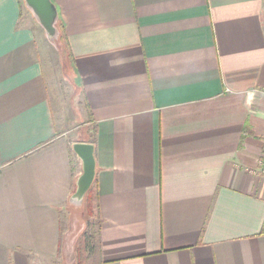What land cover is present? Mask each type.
<instances>
[{"label":"crops","instance_id":"obj_1","mask_svg":"<svg viewBox=\"0 0 264 264\" xmlns=\"http://www.w3.org/2000/svg\"><path fill=\"white\" fill-rule=\"evenodd\" d=\"M53 1L75 115L43 30L0 0V264L66 248L91 138L85 264H264V0Z\"/></svg>","mask_w":264,"mask_h":264},{"label":"rangeland","instance_id":"obj_2","mask_svg":"<svg viewBox=\"0 0 264 264\" xmlns=\"http://www.w3.org/2000/svg\"><path fill=\"white\" fill-rule=\"evenodd\" d=\"M23 11L28 15V17L31 19L33 23H36L35 18L32 16L30 11L26 8L23 0H21ZM40 27V26H39ZM49 43V52L50 55H52V59H50L51 64L54 65V69L56 72V77H58V87L61 95L64 97V105L66 110L70 111L72 114H77V111L79 110V105L77 102L76 95L74 93V86H72V83L70 82L69 78L65 74V66L64 64L67 63V61L64 58L63 50L60 46L56 44L53 45L52 43ZM63 70V71H62ZM54 71V70H53ZM69 74V71H68ZM70 76V75H69ZM48 80V79H47ZM48 80L47 82H49ZM66 114V112H65ZM68 114V113H67ZM73 131L70 135V137H74V139H80L83 137L82 129H83V123L77 122L73 126ZM84 202V201H83ZM69 214H65L66 218L64 221L65 224V231L67 230V246L65 248L61 247L59 250V253L57 254V257L54 261L49 262L48 264H77V257H78V251L81 248L80 247V240L84 233V230H86L87 225V214H86V208L82 204L80 208H71ZM64 243V240H63ZM95 256L87 257L88 260H93Z\"/></svg>","mask_w":264,"mask_h":264},{"label":"water","instance_id":"obj_3","mask_svg":"<svg viewBox=\"0 0 264 264\" xmlns=\"http://www.w3.org/2000/svg\"><path fill=\"white\" fill-rule=\"evenodd\" d=\"M23 2L43 30L47 41L56 46L59 37L56 27L59 12L55 4L51 0H23ZM72 151L81 162V173L75 180L74 191L68 203L72 208L77 209L82 206L84 197L94 181V146L90 143L76 142L72 145Z\"/></svg>","mask_w":264,"mask_h":264},{"label":"trees","instance_id":"obj_4","mask_svg":"<svg viewBox=\"0 0 264 264\" xmlns=\"http://www.w3.org/2000/svg\"><path fill=\"white\" fill-rule=\"evenodd\" d=\"M53 3L54 1L51 0ZM56 27L59 31V37L57 40V45L61 47V49L66 51L65 45H64V32H63V27L60 22V19H58V22L56 24ZM69 55V54H68ZM70 56V55H69ZM69 57L67 56V59ZM68 63V60H66ZM65 66V74L69 78L70 82L73 83V80L70 79L68 71H69V64L67 65L66 63L64 64ZM76 85L73 83V86ZM76 89V86H74ZM94 146V139H90L88 142ZM84 207L86 208V214H87V225H86V230L84 231L81 240H80V249L78 251V257H77V264H85L88 262L87 257L94 256L95 252L97 251V241L96 239L98 238V233H99V228L101 226V219L99 216V209H98V202H97V195H96V188H95V183L93 181L92 186L86 193L84 197V202H83ZM264 234V229L262 231Z\"/></svg>","mask_w":264,"mask_h":264},{"label":"built area","instance_id":"obj_5","mask_svg":"<svg viewBox=\"0 0 264 264\" xmlns=\"http://www.w3.org/2000/svg\"><path fill=\"white\" fill-rule=\"evenodd\" d=\"M259 170L255 171V174H262L264 176V160L258 162Z\"/></svg>","mask_w":264,"mask_h":264}]
</instances>
